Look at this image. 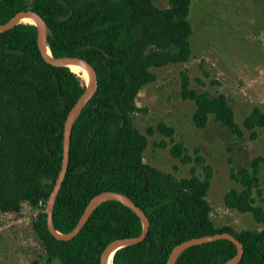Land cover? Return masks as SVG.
<instances>
[{"label":"trees","instance_id":"obj_1","mask_svg":"<svg viewBox=\"0 0 264 264\" xmlns=\"http://www.w3.org/2000/svg\"><path fill=\"white\" fill-rule=\"evenodd\" d=\"M191 0H169L159 8L154 0H0V25L21 10H34L45 20L47 44L53 55L88 60L98 75V89L74 122L70 163L54 208V225L69 233L90 200L102 191L131 197L150 221L147 237L116 251L113 264H167L181 242L229 232L244 245L238 264H264V229L235 231L217 227L210 217L207 194L213 168L195 148L191 154L174 142L173 157L194 163L190 177L180 180L143 161L146 135L134 125L141 109V88L156 80L151 70L187 62L191 55ZM34 24L19 23L0 32V211H19L25 202L47 203L63 159L67 115L86 82L68 66L47 62L37 46ZM181 96L196 103L193 122L205 128L210 115L238 138L244 136L234 109L223 94L213 96L191 87L183 73ZM247 130L264 127V111L255 107L243 122ZM157 131L172 137L165 122ZM154 129H149L151 135ZM253 133V138L255 137ZM166 147V142L156 143ZM264 156L249 166L232 168L233 188L224 201L228 208L251 213L264 225L259 172ZM113 166L112 169L107 167ZM50 264H100L103 250L119 238L143 231L140 217L116 200L99 204L74 238L56 239L49 231L46 212L35 224ZM237 246L220 239L186 249L175 264H225Z\"/></svg>","mask_w":264,"mask_h":264},{"label":"rangeland","instance_id":"obj_2","mask_svg":"<svg viewBox=\"0 0 264 264\" xmlns=\"http://www.w3.org/2000/svg\"><path fill=\"white\" fill-rule=\"evenodd\" d=\"M154 4L164 9L169 0H154ZM189 20L190 59L152 68L156 80L143 86L136 98L141 110L134 116V125L148 139L143 161L180 180L191 176L194 163L172 156L174 142L184 144L191 154L199 148L213 168L207 194L212 221L237 232L261 231L264 225L251 213L228 208L224 198L231 189H241L231 178L232 168L249 166L255 157L264 156V127L247 130L243 125L255 107L264 111V0H191ZM183 73L198 92L227 97L243 129L242 138L220 125L214 115L205 128L196 127V103L181 96ZM160 122L173 127L175 134L170 137L157 131ZM149 129L155 132L150 135ZM163 141L166 147L156 145ZM259 177L262 196L256 193V203L264 208V165ZM46 206L42 201L39 205L25 202L19 211H0V264H50L35 228Z\"/></svg>","mask_w":264,"mask_h":264},{"label":"water","instance_id":"obj_3","mask_svg":"<svg viewBox=\"0 0 264 264\" xmlns=\"http://www.w3.org/2000/svg\"><path fill=\"white\" fill-rule=\"evenodd\" d=\"M25 17H31L34 20L33 24L37 28V38H36L37 46L43 58L47 62L56 66H67V64H79L84 68H86V70L90 74V81L88 82V84H86V88L84 92L78 97L76 102L73 104L66 118L64 132H63L62 166L46 206L48 229L56 239L64 240V241L70 240L74 238L76 235H78V233L82 230L84 225L89 220L94 209L99 204L107 200H116L123 203L125 206L132 209L140 217L143 223V231L137 237L119 238L107 245V247L103 250L101 254L100 264H109V263L113 264V258L116 251H118L122 247L134 245L142 242L147 237V234L149 232L150 221L148 219L147 214L144 212L143 209H141L135 203V201L131 197L117 191H111V190L102 191L97 195H95L90 200L79 222L72 231H70L69 233H61L55 228L54 225V208H55L56 200L63 185V182L66 178L70 163L71 136L73 131V125L75 120L79 116L80 112L82 111V109L92 99V97L95 95L98 89L99 84H98L97 72L93 67V65L83 57L71 56V55L56 56L52 54L51 50L49 52L46 51L45 43H47V34L49 33L47 29V25L44 18L34 10H21L15 12L5 24L0 25V32L8 31L17 24L21 23L18 21ZM112 168L113 166L107 167V169H112ZM220 239L230 240L237 246V254L228 261H226L225 264H238L242 260L244 255V245L235 235L229 232H221L213 235L195 237L181 242L180 244L175 246L174 249L171 251L169 258L167 260V264H175L178 257L191 246L200 245Z\"/></svg>","mask_w":264,"mask_h":264},{"label":"bare ground","instance_id":"obj_4","mask_svg":"<svg viewBox=\"0 0 264 264\" xmlns=\"http://www.w3.org/2000/svg\"><path fill=\"white\" fill-rule=\"evenodd\" d=\"M18 22L33 24L34 20L31 17H25V18L20 19ZM45 49L48 52L50 51L47 43H45ZM67 66L70 67L72 71H74L79 76H81L82 79L86 82V84H88V82L90 81V74L86 70V68H84L83 66H81L79 64H67ZM109 264H111V263H109Z\"/></svg>","mask_w":264,"mask_h":264}]
</instances>
